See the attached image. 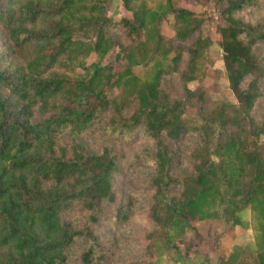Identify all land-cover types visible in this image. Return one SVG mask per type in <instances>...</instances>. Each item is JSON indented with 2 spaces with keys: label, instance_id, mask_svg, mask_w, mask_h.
Segmentation results:
<instances>
[{
  "label": "trees",
  "instance_id": "1",
  "mask_svg": "<svg viewBox=\"0 0 264 264\" xmlns=\"http://www.w3.org/2000/svg\"><path fill=\"white\" fill-rule=\"evenodd\" d=\"M180 1L120 0L129 16L114 22V0H0V264H67L77 240L86 243L78 264H108L111 253L95 231L130 221L134 205L117 180L140 167L151 169L147 214L155 231L147 251L157 261L178 235L199 239L197 222L215 248L236 227L253 232V250L235 247L217 264H264V115H254L264 99L257 53L264 25L238 17L264 0H212L220 6L212 30L234 103L213 102L209 111L206 20ZM164 22L171 37L162 33ZM112 29L130 44L125 60L111 57ZM90 56L97 61L86 66ZM172 76L180 99L161 87ZM190 105L197 106L193 116ZM88 134L103 143L97 153L79 143ZM186 135L200 144L186 155L190 174L177 177L168 142ZM61 136L73 144L69 150L58 147ZM136 138L152 141L153 150L129 157L118 147ZM72 212L81 216L77 227L65 218Z\"/></svg>",
  "mask_w": 264,
  "mask_h": 264
},
{
  "label": "rangeland",
  "instance_id": "2",
  "mask_svg": "<svg viewBox=\"0 0 264 264\" xmlns=\"http://www.w3.org/2000/svg\"><path fill=\"white\" fill-rule=\"evenodd\" d=\"M179 4L203 16L204 20H206L203 33L211 41L208 53L201 58V61L209 70V77L204 79L202 84L207 86L213 83L214 86L210 94L211 103L204 104L203 111H209L213 102L234 103V97L228 88L225 78L222 51L218 46V36L212 30V23L218 21L220 17V6L212 0L201 4H198L196 0H181ZM108 16L114 22H119L121 18L129 15L122 8L120 0H114L111 9L108 11ZM238 17H241L245 23L251 26L264 25V4L255 6L254 9L248 8L244 10ZM161 29L166 37L173 35L168 22H164ZM107 36L111 40V57L119 54L121 58L127 59L128 56H126L124 50L130 44L124 38L121 29H112L107 32ZM257 53L264 58V46L260 47ZM96 61L97 58L95 56H90L86 60V66ZM214 70H217L218 73L214 72ZM133 71L135 75L139 76L141 67L137 65L133 68ZM196 86V82H190L187 88L193 90ZM161 87L172 98L180 99L182 97V88L177 76L165 78ZM113 94L116 96L115 92ZM110 96L113 95L109 94ZM190 106L191 108L187 110V114L193 116L197 106ZM254 115L259 119L264 115V99L257 105ZM107 120L108 116L104 114L101 116L99 124L104 125ZM79 143L89 153H97L98 149L103 146L100 139L91 134H88ZM168 143L174 151L173 174L177 177L187 176L191 172V167L186 155L200 144V139L186 135L180 143ZM258 143L264 144V135L259 137ZM72 145L65 136H61L58 140V147H64L69 150ZM118 147L125 151L129 157H136L143 153L151 152L154 148V143L136 138L131 144H121ZM150 172L151 169L147 167L133 168L127 175L117 180L118 191L134 205V213L130 221L125 224L115 227L111 223H104L96 229L95 234L102 249L111 253V259L108 264H217L221 255H229L235 247L254 249V235L249 226L236 227L231 235H223L218 241V248H215V240L206 239L205 228L199 223L193 222L192 225L197 229L199 239L188 231L178 235L172 240L171 249L157 261L156 256L151 255L147 251V246L149 245L147 236L155 231V227L150 223L147 214V208L153 195L148 180ZM172 193L177 194L178 190L175 189ZM65 218L74 227L79 226L81 222V216L78 212L66 213ZM85 248L86 243L83 240H77L68 251L67 264H78Z\"/></svg>",
  "mask_w": 264,
  "mask_h": 264
}]
</instances>
